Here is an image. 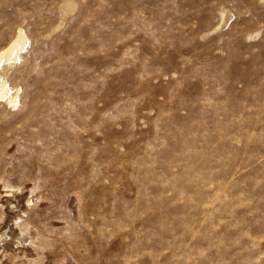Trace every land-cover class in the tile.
I'll use <instances>...</instances> for the list:
<instances>
[{
	"label": "rangeland",
	"instance_id": "1",
	"mask_svg": "<svg viewBox=\"0 0 264 264\" xmlns=\"http://www.w3.org/2000/svg\"><path fill=\"white\" fill-rule=\"evenodd\" d=\"M19 28L0 264H264V0H0Z\"/></svg>",
	"mask_w": 264,
	"mask_h": 264
},
{
	"label": "bare ground",
	"instance_id": "2",
	"mask_svg": "<svg viewBox=\"0 0 264 264\" xmlns=\"http://www.w3.org/2000/svg\"><path fill=\"white\" fill-rule=\"evenodd\" d=\"M25 43H26V35L22 31V29L19 28L17 32L15 33V35L9 40V42L5 46L0 48V64L6 60H10V59L14 60L17 57L18 50L22 48ZM0 94H1V97H4L5 99H7V103L9 104H15L17 101L16 96L9 92V86L6 83V80L1 77H0ZM8 205L10 204L8 203ZM16 220L14 221L15 223H16ZM7 223L8 222H6V225ZM16 226H17V223H16ZM14 240L22 242L25 240V238L18 233L15 236ZM0 241L4 242V244H9V245L13 244L12 239H11V233L6 228L3 229L0 233Z\"/></svg>",
	"mask_w": 264,
	"mask_h": 264
}]
</instances>
